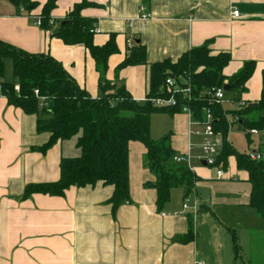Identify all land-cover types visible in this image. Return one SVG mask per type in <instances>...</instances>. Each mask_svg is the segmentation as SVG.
Wrapping results in <instances>:
<instances>
[{
  "label": "crops",
  "instance_id": "0c3cea01",
  "mask_svg": "<svg viewBox=\"0 0 264 264\" xmlns=\"http://www.w3.org/2000/svg\"><path fill=\"white\" fill-rule=\"evenodd\" d=\"M32 1L39 6L18 15L12 4L0 0V40L30 53L49 54L81 88L92 97L99 96V73L85 48L51 36L82 0H56L48 30L36 25L46 0ZM87 1L98 5L81 10L83 17L95 20V44L103 45L113 35L118 49L109 56L104 76L117 86L124 85L136 101L148 93L150 64L175 61L206 41L212 54H230L222 71L226 77L237 73L245 61L255 62L239 97L243 102L259 100L264 88V0ZM233 10L239 12L238 18H231ZM142 14L148 18H141ZM137 44L144 48L146 64L119 67ZM6 59L3 74L9 66ZM230 97L227 94L222 101L227 110L237 106ZM173 114L186 122L187 144L176 138L169 143L181 152L176 154L188 152L190 162L192 148L201 145H191L190 137L203 135L196 133L199 125L191 124L188 114ZM35 121L34 115L24 114L0 95V264H243L234 260L229 231L238 228L244 231L238 239L245 263L264 264V219L248 205L247 195L224 190L222 203L212 206L201 200L196 186L191 197L175 187L158 209L155 190L145 186L155 177L146 166L145 147L138 141L128 146V199L114 210L108 202L112 187L102 183L71 186L63 196L35 193L22 198L26 184L57 180L61 157L77 154L75 142L73 150L65 141H57L45 152L34 149L49 138L47 132L36 131ZM260 137L257 148L264 150ZM192 171L196 176L201 172L198 167ZM223 178L224 173L217 177ZM185 199L188 208L183 211ZM201 204L208 210L196 213L190 225L194 206L198 209ZM189 232L191 237L184 240Z\"/></svg>",
  "mask_w": 264,
  "mask_h": 264
},
{
  "label": "trees",
  "instance_id": "16d2710c",
  "mask_svg": "<svg viewBox=\"0 0 264 264\" xmlns=\"http://www.w3.org/2000/svg\"><path fill=\"white\" fill-rule=\"evenodd\" d=\"M5 1L13 5L18 15L29 14L39 6L32 0ZM55 5L56 0H46L41 6L40 27L44 30L51 28L50 14ZM90 6L98 5L87 0L74 4L51 36L67 45L81 44L92 57L99 73L100 95L97 97H92L81 88L62 64L49 54L30 53L0 40V78L6 58L11 59L13 76L12 81H0V95L24 114L34 115L38 133L49 134L48 140L34 149L45 152L57 141L74 138L75 147L79 150L78 155L61 157L57 180L26 184L22 198L35 193L63 196L71 186L102 183L112 187L108 202L113 210L116 209L129 196L128 146L132 141H138L145 147V163L155 177L145 186L155 190L157 208L168 202L170 191L175 187H182L187 196L195 191L198 177L186 164L174 162L176 153L169 138L155 141L150 137V116L153 112L168 111L173 114L187 106L195 120H204L206 112L211 113L213 130L222 141L214 165L225 168L228 157H234L236 167L247 173L250 184L248 205L264 219V160L255 161L249 158L248 153H238L227 140L228 116L244 130L256 128L264 131V88L259 100L244 102L243 106L237 105L232 110L223 107L224 99L215 101L208 96L209 90L228 85L230 89L225 91V95H230L229 101L238 104L241 101L239 94L245 90L244 84L252 75L255 62L245 61L237 73L226 77L222 71L231 59L230 54H212L209 41H206L175 61L163 59L150 64L148 93L144 101H136L124 85L117 86L104 76L109 56L118 49L113 35L103 45L95 44V20L81 15V10ZM144 52L142 46L135 45L119 67L146 64ZM167 77L188 81L191 95L189 98L178 95L175 107L160 108L151 100L169 96L164 88ZM262 77L264 81V71ZM256 150L262 151L260 147ZM204 210L208 207L201 204L197 213ZM192 222L190 219V225ZM229 231L234 260L246 264L236 231ZM190 237L191 232L184 240Z\"/></svg>",
  "mask_w": 264,
  "mask_h": 264
},
{
  "label": "rangeland",
  "instance_id": "374dc122",
  "mask_svg": "<svg viewBox=\"0 0 264 264\" xmlns=\"http://www.w3.org/2000/svg\"><path fill=\"white\" fill-rule=\"evenodd\" d=\"M40 27V26H39ZM5 62H9V66L7 64V71L4 72L2 76V80L10 81L12 80V70H11V59L7 58ZM144 101V100H142ZM226 109L227 106L223 105ZM184 112L181 111V114ZM180 118L175 114H171L168 111H156L153 112L150 116V137L155 140H161L165 138H169L170 142L172 139L176 138L180 143L183 144L182 139L184 140V144H187L186 133L184 134V125L186 126V122L178 121ZM199 129L202 130L203 126H199ZM217 140L218 149L221 146V136L215 133L214 138H207L205 136H195L194 134L190 137L191 145H198L203 143L205 140L213 141ZM227 140L231 144V146L238 153H251L255 151L258 147V144L262 142V138L260 136H252L247 135L246 131L239 127L238 124L228 116V131H227ZM75 142V139L65 140V145L69 146L71 150L73 147L71 144ZM77 150V154H79V150ZM175 153H181L179 151H175ZM191 158L189 162V168L194 170L195 167L200 168L199 173H197L198 180L196 182V189L200 194V198L202 201H208L211 205H215L214 203H222L221 191L224 190H232L236 191L241 195H247L249 197L250 184L246 181V174L244 170L238 169L235 166L234 158L232 156L228 157V164L225 168L217 165H204L203 159L200 158L201 150L197 147H193L190 152ZM222 170L225 174V178L222 180L217 179L216 171ZM189 196H194V192L190 193ZM219 207V206H218ZM220 210V209H219ZM224 210V209H223ZM238 237L241 233L244 234V231L241 228L235 229Z\"/></svg>",
  "mask_w": 264,
  "mask_h": 264
},
{
  "label": "built area",
  "instance_id": "2783aa9c",
  "mask_svg": "<svg viewBox=\"0 0 264 264\" xmlns=\"http://www.w3.org/2000/svg\"><path fill=\"white\" fill-rule=\"evenodd\" d=\"M144 10L143 8H141V11ZM231 18H238L240 16L239 12L236 10H233L230 13ZM141 18H148L147 14H142ZM52 20L50 19L49 24H52ZM41 22H40V18L37 17L36 18V25L40 26ZM95 32H98V30L96 29ZM164 88L166 93L169 95L168 97H158L155 99H152V103L157 106V107H165V106H170V107H175L177 104V99L176 96L181 95L184 98H189L191 95V88H190V84L188 81L179 79L176 80L174 78L171 77H167L164 80ZM34 93L37 95L38 91L35 90ZM208 96L213 98L215 101H219V100H223L225 98V90L223 89V87L220 88H215V89H211L208 91ZM238 107H241L244 105L243 101L238 102ZM181 111L185 112L186 114L189 115V117H191V124H195V125H199V126H203L202 130H198L196 131V133L198 134H202L203 136L207 137V138H214L215 137V132L213 130V126H212V120L213 117L211 115L210 112H206L205 114V118L204 120H195L192 117V112L191 110L187 107V106H183L181 107ZM247 134L249 135H256V136H262L264 138V131L261 132L256 128H250V129H246L245 130ZM218 141L214 140L210 141V140H205L203 143H201L200 145V149H201V159H203V163H205V165H214L216 162V155L218 153ZM248 156L250 159L255 160V161H259V160H264V150L262 151H258L255 150L251 153H248ZM189 153L187 152L186 154H175L173 156V160L176 163H184L187 166L189 165ZM189 167V166H188ZM223 175V171L222 170H217L216 171V177L220 178ZM188 208V200L185 199L183 201L182 204V209L187 210ZM197 213V206H194V216L192 218V221L195 220V214ZM164 215V214H162ZM194 264H202L199 261H195Z\"/></svg>",
  "mask_w": 264,
  "mask_h": 264
},
{
  "label": "water",
  "instance_id": "95a60500",
  "mask_svg": "<svg viewBox=\"0 0 264 264\" xmlns=\"http://www.w3.org/2000/svg\"><path fill=\"white\" fill-rule=\"evenodd\" d=\"M132 56L135 57V54L132 53ZM223 89L227 92V91H229L230 88H229L228 85H224V86H223ZM203 164L205 165V163H203Z\"/></svg>",
  "mask_w": 264,
  "mask_h": 264
}]
</instances>
